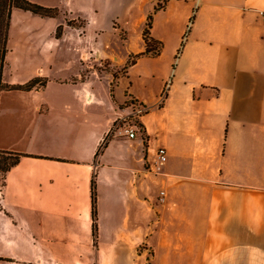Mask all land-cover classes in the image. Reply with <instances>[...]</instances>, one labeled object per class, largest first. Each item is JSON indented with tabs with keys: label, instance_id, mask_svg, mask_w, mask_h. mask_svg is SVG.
<instances>
[{
	"label": "crops",
	"instance_id": "1",
	"mask_svg": "<svg viewBox=\"0 0 264 264\" xmlns=\"http://www.w3.org/2000/svg\"><path fill=\"white\" fill-rule=\"evenodd\" d=\"M62 2L24 11L49 36L29 73L3 74L45 83L0 92V150L22 154L0 183V264H264V0ZM150 14L159 54L119 74Z\"/></svg>",
	"mask_w": 264,
	"mask_h": 264
},
{
	"label": "rangeland",
	"instance_id": "2",
	"mask_svg": "<svg viewBox=\"0 0 264 264\" xmlns=\"http://www.w3.org/2000/svg\"><path fill=\"white\" fill-rule=\"evenodd\" d=\"M30 1L44 6H49L47 4L57 3L56 7H58L59 3H63L62 0H30ZM14 11L16 13L12 25L10 23L9 26L8 40H7L8 52L6 55V63L4 65V73H3L7 80L16 76L18 77L25 76L26 73L30 72L31 68L33 69L35 65L32 62L31 54L36 53V51L32 49L33 48L32 46L37 42L47 39L50 32L49 29L51 28L49 24L47 23L42 24L41 22L32 18L34 16L27 14L25 15L23 10L16 9ZM69 21L70 23L73 24L82 23L80 21L78 23L76 22V20L74 21L69 20ZM10 28H11V32H10ZM17 29H18V36L16 34ZM90 36L85 37L87 43L92 39V37ZM118 40L119 37L117 36V32L113 33L112 31L108 30L105 33L101 34L99 37H97L95 41L98 49H102V51L104 52H110L111 50L115 49ZM89 51L93 52L92 49H89ZM94 53L95 52H93V54ZM86 66L88 72L96 69L99 73H105V71H110L114 69L112 65H110L109 61L103 59L94 60L92 62L88 60ZM143 66L144 65H142V67ZM116 72H118L119 74L124 73V68L123 67L116 68ZM129 82L130 79H123L121 81L119 87L116 88L118 95L120 94H122L123 96L127 95ZM96 83L98 84V87L102 90V92H104L105 89L107 88V80L106 77L104 76H102L100 82L96 81ZM129 123L132 124L133 126L138 125V121L136 119L129 120ZM1 181H2V173L0 171V183Z\"/></svg>",
	"mask_w": 264,
	"mask_h": 264
},
{
	"label": "trees",
	"instance_id": "3",
	"mask_svg": "<svg viewBox=\"0 0 264 264\" xmlns=\"http://www.w3.org/2000/svg\"><path fill=\"white\" fill-rule=\"evenodd\" d=\"M163 6L156 5L155 10L162 9ZM20 9L23 11L30 12L40 17H56L58 15V9L56 7L44 6L30 0H0V92L4 90H31L36 87L44 85L45 80L42 78H33L23 84H8L3 81V69L6 63V55L8 52L7 40L10 26L11 12L12 9ZM152 15H148L143 32L142 38L145 42V50L142 53L136 54L130 57L123 67L124 70L132 65L136 59L142 55H157L161 50V43L155 41L150 36ZM68 25H71L68 22ZM62 32V25H58L55 30V36L59 37ZM165 91L163 92V94ZM22 156L20 153H14L9 151L0 150V171L2 176L4 173L13 166Z\"/></svg>",
	"mask_w": 264,
	"mask_h": 264
},
{
	"label": "built area",
	"instance_id": "4",
	"mask_svg": "<svg viewBox=\"0 0 264 264\" xmlns=\"http://www.w3.org/2000/svg\"><path fill=\"white\" fill-rule=\"evenodd\" d=\"M165 4V0H156V5H160V6H164ZM164 94L162 93L161 97H163ZM146 111V108L141 105V104H135L134 105V114L135 115H141ZM123 122H126L125 118H122ZM138 128V126H133L132 124H127V128L125 129V133L126 135H128L129 137H134L135 136V131ZM167 160V153H166V149L163 147H159L156 151V160H155V169L159 170L164 163Z\"/></svg>",
	"mask_w": 264,
	"mask_h": 264
}]
</instances>
